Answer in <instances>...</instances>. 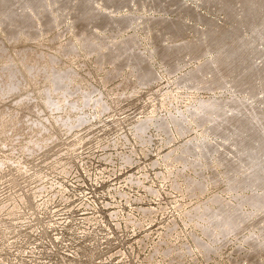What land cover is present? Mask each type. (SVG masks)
<instances>
[{
    "label": "rangeland",
    "instance_id": "374dc122",
    "mask_svg": "<svg viewBox=\"0 0 264 264\" xmlns=\"http://www.w3.org/2000/svg\"><path fill=\"white\" fill-rule=\"evenodd\" d=\"M0 264H264V0H0Z\"/></svg>",
    "mask_w": 264,
    "mask_h": 264
},
{
    "label": "bare ground",
    "instance_id": "6f19581e",
    "mask_svg": "<svg viewBox=\"0 0 264 264\" xmlns=\"http://www.w3.org/2000/svg\"><path fill=\"white\" fill-rule=\"evenodd\" d=\"M120 51H121V50H120ZM100 55H102V54H100ZM99 58H100V57H99ZM100 59H102V58H100ZM99 65H100V64H99ZM149 69H150V68H149ZM150 70H152V69H150ZM150 70H149V72H151ZM152 71H153V70H152ZM107 74H108V73H107ZM145 74H146V73H145ZM148 74H149V73H148ZM150 74H152V73H150ZM150 74H149V75H146V76H149V78H150V76H152V75H150ZM144 76H145V75H144ZM144 78H145V77H144ZM126 86H127V85H126ZM51 88H52V87H51ZM132 88H134V87H132ZM115 95H116V94H115ZM47 101H48V100H47ZM45 102H46V101H45ZM47 105L53 107V105H50V102H49V104H48V102H47ZM173 118H174V117H173ZM146 119H147V118H146ZM146 119H145V120H146ZM152 119H153V118L150 117V118H149L148 120H146V121H142V120H141L142 122L140 121V123H138V127H137L138 130H139V132H140V130H142L141 132H147V131H149V130L145 131L144 129H148V125H147V124H148V122H150V121L152 122V121L154 120V119H153V120H152ZM159 119H160V121H161L160 125L157 124V123L155 122L156 125H158L157 130H160L159 126L163 125V127L161 126L162 131L165 132L166 134H167V133L169 134V133H170V132H169L170 129L168 128V127H169V125H168V120H169V119L167 120V122H166V120H164V119H161V118H159ZM159 119H155V121H156V120H159ZM170 119H171V116H170ZM172 120H173V122H174L175 119H172ZM69 121H72V120H68L67 122H69ZM65 122H66V120H65ZM72 122H73V121H72ZM82 122H83V120H82ZM82 122H81V123H82ZM152 125H153V124H152ZM167 126H168V127H167ZM151 127H152V126H151ZM165 127H166V128H165ZM180 127H181V126H180ZM180 127L178 126L177 130H178L179 133H182V132H180V130H181V129H179ZM71 128L73 129V127H71ZM74 128H75V127H74ZM158 128H159V129H158ZM135 129H136V128H135ZM182 129H183V127H182ZM138 130H137V131H138ZM143 130H144V131H143ZM168 130H169V131H168ZM137 131H135V132H137ZM181 131H182V130H181ZM188 132H189V131H188ZM168 134H167V135H168ZM171 134H172V133H171ZM184 134H185V133H182V135H184ZM136 135H137V134H136ZM141 135H142V134H141ZM144 136H145V135H144ZM138 137L141 139L140 136H138ZM167 137H168V136H167ZM171 137H173V135H172ZM173 138H174V137H173ZM173 138H172V139H173ZM170 139H171V138H170ZM170 139H169V140H170ZM141 140H143V139H141ZM174 140H175V138H174ZM144 141H145V140H144ZM150 141H151V140H150ZM150 141H149V142H150ZM32 143H33V142H32ZM145 143H146V141H145ZM28 152L30 153V151H28ZM123 157H124V156H123ZM126 157H127V156H126ZM124 158H125V157H124ZM179 159H180V158H179ZM181 159H182V158H181ZM130 160H132V159L127 157L126 160H124V161L129 162V164L132 165L131 162H130ZM182 161L184 162V160H182ZM141 183H142V182H140V183H138V184H141ZM152 194H154V196H156V195H157V191H152ZM143 212H144V214H145L146 216H148V217L152 214V212L156 213L154 210H149V209L143 210ZM156 214H157V213H156ZM151 219H152V218H151ZM171 230H172V229H171ZM173 230H174V229H173ZM193 237H194V236H193ZM189 249H190V248H188V250H189ZM190 250H191V249H190ZM171 252H172L171 249H169V250L167 251L168 254L171 253ZM175 261H176V260H175ZM173 263H175V262H173Z\"/></svg>",
    "mask_w": 264,
    "mask_h": 264
}]
</instances>
